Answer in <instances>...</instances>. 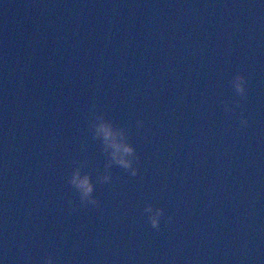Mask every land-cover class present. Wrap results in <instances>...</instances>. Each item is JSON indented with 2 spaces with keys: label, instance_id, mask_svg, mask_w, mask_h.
<instances>
[{
  "label": "water",
  "instance_id": "1",
  "mask_svg": "<svg viewBox=\"0 0 264 264\" xmlns=\"http://www.w3.org/2000/svg\"><path fill=\"white\" fill-rule=\"evenodd\" d=\"M49 257L264 264V0H0V261Z\"/></svg>",
  "mask_w": 264,
  "mask_h": 264
},
{
  "label": "clouds",
  "instance_id": "2",
  "mask_svg": "<svg viewBox=\"0 0 264 264\" xmlns=\"http://www.w3.org/2000/svg\"><path fill=\"white\" fill-rule=\"evenodd\" d=\"M244 84V79L240 75L233 76L230 81L231 87L239 95H243L245 91ZM137 123L140 124V121H137ZM240 123L241 125H246L247 120L241 118ZM92 127L94 128V137H99L102 140L104 150L109 156L108 163L105 167L118 165L123 169L130 170L131 175H136L134 149L130 144L125 142L123 130L114 127L112 123L104 120L103 116L100 115L95 116V123ZM109 179L107 174L102 177L103 182H108ZM69 182L79 190L82 200L90 198L92 185L89 183L87 176L81 177L79 172L75 171L72 173ZM89 202L95 204L93 200L89 199ZM143 211L147 214V221L150 225L158 229L163 216V209L148 204L144 207ZM169 219L171 218L169 217ZM0 264H3V261H0ZM45 264H52L51 257L46 260Z\"/></svg>",
  "mask_w": 264,
  "mask_h": 264
}]
</instances>
